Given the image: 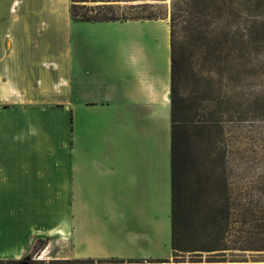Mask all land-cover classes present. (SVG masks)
Here are the masks:
<instances>
[{
  "label": "crops",
  "instance_id": "crops-1",
  "mask_svg": "<svg viewBox=\"0 0 264 264\" xmlns=\"http://www.w3.org/2000/svg\"><path fill=\"white\" fill-rule=\"evenodd\" d=\"M70 6L0 0V264H239L173 256L168 22Z\"/></svg>",
  "mask_w": 264,
  "mask_h": 264
},
{
  "label": "rangeland",
  "instance_id": "rangeland-1",
  "mask_svg": "<svg viewBox=\"0 0 264 264\" xmlns=\"http://www.w3.org/2000/svg\"><path fill=\"white\" fill-rule=\"evenodd\" d=\"M232 2L227 20L215 21L224 30L217 65L205 50L181 56L176 88L188 119L181 244L190 250L173 252L179 263H264V0ZM178 41L187 45L181 35ZM40 238L27 252L30 262L40 255L61 262L53 259L58 241L48 254L50 239Z\"/></svg>",
  "mask_w": 264,
  "mask_h": 264
},
{
  "label": "trees",
  "instance_id": "trees-1",
  "mask_svg": "<svg viewBox=\"0 0 264 264\" xmlns=\"http://www.w3.org/2000/svg\"><path fill=\"white\" fill-rule=\"evenodd\" d=\"M161 3L147 0H70V11L74 19L86 21H108L127 19H165L168 18L170 29L171 59V165H172V209L171 245L173 251H189L181 244V209L183 197V166L185 161L186 136L182 125L187 122L186 107L178 98L176 88L177 76L183 66L181 56L186 49L191 51L205 50L210 66L217 65L213 58L220 47L218 36L224 30L216 26L215 21L227 20L234 0H160ZM131 2L128 12L116 13L120 3ZM82 3V4H79ZM84 8V11H78ZM183 36L187 45L179 43L178 37ZM197 48V49H196ZM196 49V50H195ZM193 53V52H192Z\"/></svg>",
  "mask_w": 264,
  "mask_h": 264
},
{
  "label": "water",
  "instance_id": "water-1",
  "mask_svg": "<svg viewBox=\"0 0 264 264\" xmlns=\"http://www.w3.org/2000/svg\"><path fill=\"white\" fill-rule=\"evenodd\" d=\"M20 264H29L27 260H23L20 262Z\"/></svg>",
  "mask_w": 264,
  "mask_h": 264
},
{
  "label": "flooded vegetation",
  "instance_id": "flooded-vegetation-1",
  "mask_svg": "<svg viewBox=\"0 0 264 264\" xmlns=\"http://www.w3.org/2000/svg\"><path fill=\"white\" fill-rule=\"evenodd\" d=\"M31 259H33V258H31ZM23 260H27L29 264H32V263L30 262V259H29V258H27V257H26V258H24ZM23 260H22V261H23Z\"/></svg>",
  "mask_w": 264,
  "mask_h": 264
}]
</instances>
